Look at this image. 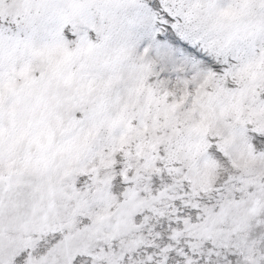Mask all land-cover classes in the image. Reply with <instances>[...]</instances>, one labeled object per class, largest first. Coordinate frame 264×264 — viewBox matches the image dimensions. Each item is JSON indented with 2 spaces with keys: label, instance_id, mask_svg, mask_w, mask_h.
<instances>
[{
  "label": "snow or ice",
  "instance_id": "obj_1",
  "mask_svg": "<svg viewBox=\"0 0 264 264\" xmlns=\"http://www.w3.org/2000/svg\"><path fill=\"white\" fill-rule=\"evenodd\" d=\"M0 264H264V0H0Z\"/></svg>",
  "mask_w": 264,
  "mask_h": 264
}]
</instances>
